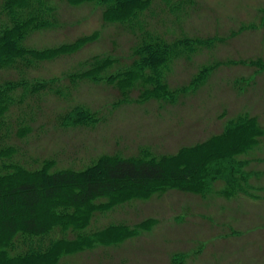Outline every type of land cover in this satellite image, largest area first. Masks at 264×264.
Returning <instances> with one entry per match:
<instances>
[{
    "label": "rangeland",
    "instance_id": "1",
    "mask_svg": "<svg viewBox=\"0 0 264 264\" xmlns=\"http://www.w3.org/2000/svg\"><path fill=\"white\" fill-rule=\"evenodd\" d=\"M43 1L53 7L52 22L28 32L26 46H63L61 53L30 54L22 68L0 71L3 82L46 83L23 102L37 114L16 138L36 157L28 166L52 158L50 170L83 169L110 157L173 163L184 172L148 187L129 182L114 206L111 192L93 198L88 223L58 232L90 241L65 243L62 255L58 247L53 264H264V136L237 139L255 129L241 127L244 117L264 126V0H193L178 26L153 4V33L196 42L156 71V82L189 90L174 99L144 93L155 86L136 64L140 38L129 24L107 21L106 5ZM82 68L89 77L73 79Z\"/></svg>",
    "mask_w": 264,
    "mask_h": 264
},
{
    "label": "trees",
    "instance_id": "2",
    "mask_svg": "<svg viewBox=\"0 0 264 264\" xmlns=\"http://www.w3.org/2000/svg\"><path fill=\"white\" fill-rule=\"evenodd\" d=\"M1 1L0 71L9 67L22 68L20 66L30 59V54L42 58L61 53L59 50H62L63 46L44 49L26 46L28 32L52 22L50 18L54 11L53 7L45 4L43 0ZM97 1L106 5L104 15L107 21L112 17L113 21L118 20L123 25L129 24L136 33V39L140 38L135 47V54L141 60L136 64L144 74L146 73L144 68L149 70L148 77L154 81L153 86H155L150 90L145 86L144 93L146 95L150 93L148 96L158 98L172 96L173 99L175 95L178 97L183 93L186 94L189 90L184 86L178 90H170L166 82H156L159 79L156 71L157 69L163 71L165 68L163 66L174 56L182 55L183 53H180L184 50L195 49L196 47L191 45L193 43L196 45L195 39L187 35L167 39L162 34L153 33L150 29L151 23L148 22L150 15L148 11L152 12L151 18L156 16L158 7H154L153 4L159 1L164 15L178 26L188 13L189 3L193 0ZM168 37L172 38V36ZM88 38L90 37L85 39ZM79 43L80 39L68 44L67 49L75 50ZM107 59L106 62L112 60L109 57ZM206 70L204 68L198 74L195 83L204 76ZM132 71L130 69L123 74H131ZM89 73V69L82 68L73 72L71 77L77 79L79 75L84 77ZM92 77L97 78L96 75ZM124 79L128 80V78ZM45 84L30 83L24 79L0 81V264H53L60 254L58 247H64L62 255L68 251L65 243L76 246L90 241L91 238L83 239L81 235L75 238H67L68 235L64 234L58 236L60 235L58 232L66 233L70 225L81 228L88 223L86 219L89 217L93 198L111 192L114 196H111L108 204L114 206L118 202L116 198H122L120 193H126L125 189H128L129 182L141 183L148 187V184L155 180H162L168 172L174 176H181L184 173L173 163L164 165L153 160L110 157L100 158L83 169L50 170L51 165L55 163L52 158L41 159V167L28 166L37 162L36 157L33 155L30 157L29 147L16 142V138H22L28 133L30 127L27 124L30 120H35L37 114L28 111L23 102L26 103L25 96L36 93ZM11 105L19 106L13 112L10 110ZM83 114L85 116L82 119H90L89 112ZM79 118L81 119L80 116ZM244 119L246 122H243L241 127L249 126L255 129L249 134H240L237 139L253 143L256 141L254 138L264 136V126L261 123L257 124L256 117L248 116ZM73 122L78 123L74 120ZM234 126L240 125L236 123ZM199 168L200 164L193 163L192 171H198ZM48 214L49 216H46Z\"/></svg>",
    "mask_w": 264,
    "mask_h": 264
}]
</instances>
